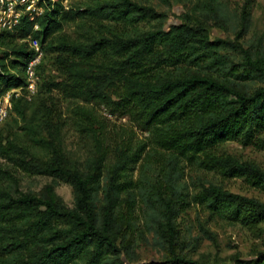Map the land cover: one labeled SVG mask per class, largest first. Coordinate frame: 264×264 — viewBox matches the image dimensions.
Returning a JSON list of instances; mask_svg holds the SVG:
<instances>
[{
  "label": "trees",
  "instance_id": "trees-1",
  "mask_svg": "<svg viewBox=\"0 0 264 264\" xmlns=\"http://www.w3.org/2000/svg\"><path fill=\"white\" fill-rule=\"evenodd\" d=\"M62 2L44 0L40 15L25 14L0 32V98L20 90L11 96L10 120L0 123V264H131L148 235L167 257L147 264H208L178 237L177 221L191 204L244 226L264 222L263 202L221 184L240 180L264 193V170L223 150L234 142L264 152V46L262 37L245 41L250 10L238 15L231 40L212 34L214 26L226 30L220 0H196L171 24L133 0H81L67 10ZM71 24L77 39H55ZM30 39L43 59L39 92L27 101ZM47 64L62 81L49 77ZM45 88L102 103L147 135L131 150L106 143L93 118L73 110L76 145L93 143L81 162L65 146L61 116L39 102ZM20 172L53 184L21 191ZM55 183L70 186V207L54 194ZM199 240L191 239L193 248ZM234 264H264V253Z\"/></svg>",
  "mask_w": 264,
  "mask_h": 264
},
{
  "label": "rangeland",
  "instance_id": "rangeland-1",
  "mask_svg": "<svg viewBox=\"0 0 264 264\" xmlns=\"http://www.w3.org/2000/svg\"><path fill=\"white\" fill-rule=\"evenodd\" d=\"M141 5L152 6L158 13L167 15L166 24L178 23L182 14L194 5L196 0H133ZM225 6L227 14L226 30L212 28L213 36L234 39V31L239 24L238 15L243 9L250 10L251 26L249 32L245 36V41L257 36L263 38L264 46V0H220ZM81 0H63L64 9L76 7L81 4ZM62 36H67L71 39L78 38V30L76 25H68L63 31L56 35L55 39ZM29 41V40H28ZM3 48L0 46V53ZM47 72L49 77H56L57 82L62 81L61 74L56 71L55 67L47 64ZM39 91L37 90V93ZM36 93V94H37ZM47 102L57 114L61 116L62 134L65 138V146L71 150L72 155L83 162L86 155L91 152L93 143H88V146L82 147L76 145L74 125H72V111L80 109L83 114H87L93 118L95 129L99 134L106 139L107 142L120 143L128 146L131 150L137 144L144 140L147 135L138 129L135 124L130 123L125 117L117 114H112L111 111L102 103H81L65 98L59 91L44 89L41 91L40 100ZM2 97L0 98V105ZM10 115V113H8ZM8 115V116H9ZM10 118L7 117L8 121ZM75 143V144H73ZM113 147L109 148L108 160H112ZM104 149V147H103ZM223 150L239 159L249 160L257 164L264 170V152L254 150L250 147H242L238 143H228L223 146ZM144 156V155H143ZM3 161L0 160V164ZM188 182L190 183V175L187 171ZM137 172L134 170L133 179L136 178ZM19 189L21 191H40L47 185L53 184L49 178L39 176H26L23 173H18ZM210 178V177H209ZM215 181H219L215 178ZM222 186L230 192L241 194L248 197H253L264 203V193L258 192L249 188L240 180L222 181ZM54 194H56L67 206L72 205V190L69 185L64 183H55L52 185ZM179 216L177 221L178 237H185L187 248L184 251L190 253L193 259H199L208 264H234L238 260H252L258 253H264V222L255 226H244L236 222L222 220L216 217L207 216L201 208L191 204ZM136 219H141L142 214L139 206H135ZM140 225V222L138 223ZM200 226L206 228L212 236L210 238L204 233H200ZM142 227V225L140 226ZM200 236L199 244L195 248L192 247L191 239ZM138 243L131 264H147L149 262L163 261L167 257L166 251L159 249L154 243L150 235L144 240V236ZM179 248V247H178ZM177 248V251L179 250ZM186 252V253H187Z\"/></svg>",
  "mask_w": 264,
  "mask_h": 264
},
{
  "label": "built area",
  "instance_id": "built-area-1",
  "mask_svg": "<svg viewBox=\"0 0 264 264\" xmlns=\"http://www.w3.org/2000/svg\"><path fill=\"white\" fill-rule=\"evenodd\" d=\"M54 1V0H50ZM44 0H0V32L3 30H11L16 27L23 15L32 13L40 15L43 12ZM36 29L37 26H34ZM29 46L34 51L33 57L29 60L25 67V98L31 101L36 95L40 76L38 74V66L43 59V52L39 42L36 39L29 40ZM20 95V90L15 89L6 93L2 97L0 105V123H2L8 115L11 104V96Z\"/></svg>",
  "mask_w": 264,
  "mask_h": 264
}]
</instances>
